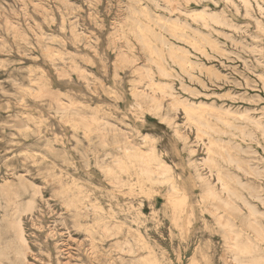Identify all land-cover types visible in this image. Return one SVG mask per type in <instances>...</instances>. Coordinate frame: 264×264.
Segmentation results:
<instances>
[{"label":"rangeland","instance_id":"obj_1","mask_svg":"<svg viewBox=\"0 0 264 264\" xmlns=\"http://www.w3.org/2000/svg\"><path fill=\"white\" fill-rule=\"evenodd\" d=\"M233 1L0 0V225L35 200L21 216L30 261L236 264L209 211L218 201L198 177L221 188L216 168L204 162L210 155L243 194L240 223L258 239L245 202L261 211L264 231V200L252 195L259 188L264 198V13L255 0L248 9ZM203 9L223 12L231 24L203 27L192 16ZM177 15L182 26L174 29L167 19ZM135 23L157 36L160 51L168 42L191 52L193 65L183 69L166 51L150 50ZM195 30L213 43L197 50L182 40ZM163 85L173 88L174 105ZM82 118L97 120L86 126ZM208 138L219 155L208 152ZM154 155L170 168L168 178ZM142 166L155 170L153 180ZM172 181L182 188L170 190ZM75 197L78 214L68 204ZM0 236L13 232L0 226ZM258 243L241 264L264 255V240Z\"/></svg>","mask_w":264,"mask_h":264},{"label":"bare ground","instance_id":"obj_2","mask_svg":"<svg viewBox=\"0 0 264 264\" xmlns=\"http://www.w3.org/2000/svg\"><path fill=\"white\" fill-rule=\"evenodd\" d=\"M231 2H234L233 0H229ZM241 1L244 6L248 9L250 6H252V0H239ZM257 3V6L259 8V10L264 13V0H255ZM175 9H179L180 8H175ZM170 11L173 12L174 8H170ZM194 11V10H193ZM19 15V14H18ZM193 19L196 21L201 22L203 27H207V28H214V25H230L231 22L227 19V16L223 13V12H210L206 9H203L201 11H195L193 13ZM169 22V25L171 26V28L174 29H178V27L182 26L181 23V18L177 15V17H170L167 19ZM183 22V21H182ZM185 23V22H184ZM259 24H261L260 21H258ZM185 25V24H184ZM188 25V24H187ZM63 26V25H62ZM73 26V25H72ZM78 27V25H77ZM186 27V25H185ZM182 28V27H181ZM15 29V28H14ZM150 29V28H149ZM164 29V28H163ZM183 29V28H182ZM145 30V29H144ZM140 25L138 23H135V28L134 31L138 37V39L140 40V42H144L145 45L148 46V48L152 51H160L158 48L153 46V42L155 41V36L153 38V36L151 35L150 32L148 31H144ZM196 35H192V36H183V34H181L182 39L184 40V42L188 43L189 45H191L193 48L195 49H202L204 43L206 42H211L210 37L205 34L202 31L199 30H195ZM72 32V31H71ZM121 32V31H120ZM175 33V32H174ZM175 35V34H174ZM51 36V35H50ZM175 37V36H174ZM180 37V38H181ZM38 38V37H37ZM165 38V37H164ZM179 40V38H177ZM157 41V40H156ZM160 41V40H159ZM156 43V42H155ZM161 43V42H160ZM162 44V43H161ZM143 45V44H142ZM157 45V44H156ZM179 45V44H178ZM93 47V46H92ZM158 47V45H157ZM52 48V47H51ZM148 48H146L147 50H149ZM166 51L170 57L172 58L173 62L176 63V65L178 64L181 68L185 69L186 66L189 65H193L192 60L189 59V55L190 53L182 46H177L175 44H171V43H164L161 47V51ZM154 51V52H155ZM160 51V52H161ZM61 53V52H60ZM163 53V52H162ZM161 53V54H162ZM64 54V53H63ZM159 54V53H158ZM120 56V54H119ZM157 56V54H156ZM161 56V55H160ZM123 57V56H122ZM125 58V57H124ZM161 59L163 57H160ZM53 59V58H52ZM64 59V58H63ZM127 59V58H126ZM156 59V58H155ZM165 59V58H163ZM130 60V59H129ZM138 60V59H137ZM167 61V60H166ZM130 62V61H129ZM153 63L157 65V68L159 70V72L164 75V76H171V72L164 66V64L161 63V60H153ZM169 63V61H168ZM174 63V64H175ZM170 65V64H169ZM171 66V65H170ZM169 66V67H170ZM192 67V66H191ZM213 67V66H212ZM171 68V67H170ZM146 68H144L143 70L145 71ZM172 69V68H171ZM142 70V68H141ZM148 70V69H146ZM141 72V71H140ZM146 73V75L148 74V71L143 72ZM142 75V74H140ZM149 76V75H147ZM200 83V82H199ZM157 86V85H156ZM163 94H167L168 96H170L172 98V102L171 105H174L175 102H178V99L175 97V93L173 91V88L170 87L169 85H163L161 86V88H159ZM168 89V91H167ZM184 89V88H183ZM16 94V93H15ZM33 94V93H32ZM141 95H144L145 97L148 96V94L143 93ZM152 100L154 102H156L158 100L156 94L151 96ZM161 101V100H160ZM171 101V100H170ZM184 107V106H183ZM188 111L191 112L193 111L195 108H191L189 106H186ZM195 111V110H194ZM187 115V114H186ZM243 115V114H242ZM243 116H241L242 119ZM248 117V116H246ZM89 118V117H88ZM8 119V118H7ZM83 122L86 124V126H89L91 124V120H88L86 118H82ZM62 120V119H61ZM97 120V119H96ZM94 120V121H96ZM106 120V119H105ZM29 121V120H28ZM107 123L109 124L110 122ZM111 124V123H110ZM109 124V126H110ZM112 125V124H111ZM257 125V124H256ZM30 128V127H29ZM106 128V127H105ZM105 130V129H104ZM198 130H199V135L201 137H203V135H206V137L208 136L205 127L202 124H198ZM40 131V130H39ZM15 134V133H14ZM21 134V133H20ZM16 136V135H15ZM209 137V136H208ZM208 143H207V147H208V152L210 153H215L217 155H219L218 153H216L215 151H213V146H217L218 143L215 140H212L210 138H208ZM15 143V142H14ZM132 143V142H131ZM117 144V143H116ZM110 147V146H109ZM75 148V147H74ZM135 151V150H134ZM154 160L157 161V165L158 168H160V171H158L159 175H163L164 178H168L170 176V168L158 157H156L154 155ZM117 161V160H116ZM209 161L212 163V165L216 168V173H217V178L221 184V188L217 189L214 185H212V183L208 180L207 177L202 176L201 173H198V177L201 179L202 183L205 185V190L207 192V194L212 197L213 199L217 200L218 203L213 204L210 208V213L213 216V219L215 220V223L222 227L224 229V238H225V242L229 243L232 247V261L236 264H241L244 263L245 260L243 259V255H245V253L247 254H254L257 253L258 251V246L259 243L258 241L264 240V231L261 227V225L259 224V220H258V216L259 214H261V211H259V209L257 210V208L255 206H253L252 204L245 202V205L248 208V214H247V219H246V225L251 228L257 235L258 240L254 237H251L249 234H245L244 230H243V223L241 222V219H243L242 216V206L241 204L238 202V200H243L244 198H242L243 194L241 192H239L236 188H234L231 183L230 180L225 176V174L223 173L222 168L219 166V164L217 163V159L216 156H209L207 159H204V162ZM231 162H235L237 163V161H235V159H230ZM119 163V166L121 168H123L121 166L120 161H117ZM102 166V165H101ZM110 166V165H109ZM108 167V169H110ZM128 166V165H127ZM238 167H240V165H237ZM209 168V167H208ZM241 168V167H240ZM106 169V168H105ZM140 169L142 170V172L144 173V175L149 179V180H153V174H155V170H153L150 167H140ZM110 171V170H109ZM108 171V172H109ZM113 173V172H112ZM258 173V172H257ZM259 174V173H258ZM16 175V174H15ZM20 175V173H19ZM110 176V175H109ZM21 177V176H20ZM24 177V176H23ZM57 177V176H56ZM131 178V177H130ZM18 179V178H17ZM116 179L121 182V179L116 175ZM26 180V179H25ZM28 180V179H27ZM46 180V179H45ZM19 181V179H18ZM81 181V180H80ZM113 181V179H112ZM10 182V181H8ZM33 182V181H31ZM21 183V182H20ZM25 183V182H24ZM110 183V182H109ZM74 184V183H73ZM24 185V184H23ZM22 185V186H23ZM68 185V184H67ZM71 185V184H70ZM33 186V185H32ZM139 186V185H138ZM16 187V186H15ZM34 187V186H33ZM32 187V188H33ZM37 187V186H35ZM80 187V186H79ZM83 187V186H82ZM131 187V186H130ZM41 188V187H40ZM66 188V187H65ZM78 188V187H77ZM182 187L179 183L172 181L170 183V190H180ZM27 189V187L25 188ZM36 189V188H35ZM140 189V188H139ZM255 194L260 193V189L259 188H253ZM28 191V190H27ZM15 192V191H14ZM36 192V191H35ZM66 192V191H65ZM184 192V191H183ZM18 193H15V195ZM64 194V193H63ZM68 194V193H67ZM254 195L252 193L253 196H255L257 199L259 200H264V198H261L260 195ZM8 195V194H7ZM33 195V194H32ZM34 195H38L35 193ZM263 196V195H262ZM33 198V197H32ZM35 198V196H34ZM68 198V197H67ZM70 198V197H69ZM68 200V199H67ZM89 200V197H88ZM47 202V201H46ZM250 202V201H249ZM264 202V201H263ZM1 203V202H0ZM244 203V202H243ZM72 206H74L75 208V213L78 214L80 211V204L79 201L76 199V197L70 201V203H68ZM254 204V203H253ZM261 204V203H260ZM15 206V205H14ZM35 206V200L34 199H30L24 208H17L16 211L12 214L11 217H6L5 215H3L1 222H5L6 225L3 226V223H1V228H4V230L7 232H13V236L6 240V238H4L3 236H0V261L1 263L4 262V260H8L9 264H37L36 261V256L33 258L35 261H30L29 259V254L33 253L31 244L29 239L26 236V232L23 226V219H22V213L24 214L27 211H31L33 209V207ZM70 207V206H69ZM95 207V206H94ZM184 210V209H183ZM185 210L189 213V216H193L194 215V207L191 205V203L186 204L185 206ZM264 211H262L263 213ZM61 215V214H60ZM100 215V214H99ZM182 217V215H181ZM242 217V218H241ZM264 217V216H263ZM83 219V218H82ZM100 220V219H99ZM65 221V220H63ZM259 221V222H258ZM81 224V223H80ZM264 223H262L263 225ZM83 226V225H82ZM264 227V225H263ZM66 228V227H65ZM79 228V227H78ZM68 229V228H67ZM69 231V229H68ZM91 231V230H89ZM109 231V230H108ZM70 232V231H69ZM3 235V234H2ZM71 235V234H70ZM90 235V234H89ZM256 237V236H255ZM47 238V237H46ZM100 241V239H99ZM56 245V244H55ZM114 245V244H113ZM64 251V250H63ZM69 252H67L66 254H68ZM47 254V253H46ZM69 256H67L66 258H68ZM79 258V257H78ZM249 260L251 258H248ZM134 260V259H133ZM132 262V261H131ZM232 262V263H233ZM247 262V261H246ZM253 264H264V255H255L253 256L252 260L249 261ZM49 264H54V262L51 260L49 262ZM57 264H72V262H70V260H67L66 262H63L61 259H58Z\"/></svg>","mask_w":264,"mask_h":264}]
</instances>
